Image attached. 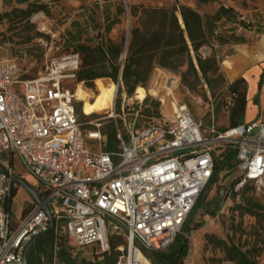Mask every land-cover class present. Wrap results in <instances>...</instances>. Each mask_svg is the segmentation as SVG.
Here are the masks:
<instances>
[{"label": "built area", "instance_id": "1", "mask_svg": "<svg viewBox=\"0 0 264 264\" xmlns=\"http://www.w3.org/2000/svg\"><path fill=\"white\" fill-rule=\"evenodd\" d=\"M78 67L79 55L70 53L50 58L43 72L24 79L15 63L0 61V153L16 155L41 188V203L14 225L4 207L12 180L0 172V264H24L26 243L48 229L43 207L54 234L48 264H66L57 258L61 232L97 260L110 253L115 239L114 264H152L147 252L166 248L181 231L213 174L212 152L220 145L236 148L239 178L233 191L247 184L264 191V115L225 131L211 126L204 138L202 121L169 92L171 114L136 125L138 112H124L127 95L118 77L120 111L114 104L108 115L84 121L76 93L62 86L76 79ZM134 98L138 105L143 101ZM106 118L115 126L112 151L104 150L100 131ZM8 163L3 166L11 173Z\"/></svg>", "mask_w": 264, "mask_h": 264}, {"label": "rangeland", "instance_id": "2", "mask_svg": "<svg viewBox=\"0 0 264 264\" xmlns=\"http://www.w3.org/2000/svg\"><path fill=\"white\" fill-rule=\"evenodd\" d=\"M2 0L0 4V59L10 60L15 63L18 74L26 75L27 78L37 76L43 72L47 61L50 58L62 57L73 53L75 40L88 44L99 42L100 38L122 41L127 45L129 29L134 25L135 18L130 16V8L138 7H172L173 5H186L201 15H209L221 6L231 9L229 17L222 18L217 23L216 38L211 42L214 51L220 58L231 52L229 46L223 41L232 39V36L248 33V31L264 26V0ZM31 4V5H30ZM28 5H30L28 7ZM41 5L43 8L37 10ZM118 5L124 7V13L118 14ZM30 11V12H29ZM109 24L110 30L105 31ZM220 38H217V37ZM234 42V41H231ZM228 43V42H227ZM230 43V42H229ZM208 47L200 50L202 55H207ZM174 74L153 68L149 79L142 88L145 96L159 102V113L166 116L171 114V102L173 99L166 94V83L173 80ZM105 85L115 82L108 77L99 78ZM96 80V79H95ZM95 80L92 86L84 83H77L73 79H65L62 86L71 92L76 93L80 85L88 95L87 101L77 99V106L81 113L79 118L84 121L93 120L99 116L108 115L114 109V104L119 96L120 88L114 96L113 106L107 109H100L95 106L98 93ZM133 94L126 98L125 103L136 101ZM127 95V94H126ZM208 99L204 88L199 86L197 90L189 92L180 87L173 91L174 100L185 103L195 119L202 121L201 132L204 138H209L208 130L211 126L215 130L229 125L228 110L222 104L231 103L232 98L229 92L223 87L222 90H215L214 94L209 90ZM219 108L216 110V107ZM89 115V116H87ZM156 120L155 116H153ZM150 119V120H152ZM108 119H102L107 121ZM149 119H146L148 121ZM206 129V131L203 130ZM13 171L25 174V169L19 163L16 155L13 156ZM8 154H0V164L9 159ZM10 160V159H9ZM11 166L9 161L8 167ZM235 167L220 172L217 183L204 194L205 203L212 200L218 203L210 204L211 213L205 214L199 209L192 218L189 226H194L203 221L204 225L199 229L184 227L182 233L187 234L189 241L188 255L183 264H234L224 260L221 248L214 244V240L233 241L246 250L252 244L263 247L258 257V263L264 264V223L263 231L260 233L256 226L254 217L240 212L238 208L243 198L254 197L264 204V191H257L248 186L238 191L230 188L237 175ZM84 174H88L84 171ZM17 196L13 199L11 212L16 217L21 214L27 196L29 195L21 186ZM39 187V185L37 186ZM21 189V190H20ZM37 189V188H36ZM233 192H235L233 194ZM61 242L67 245L74 257H83L87 260H97L96 255L89 253V248H78L72 241L67 239L61 232ZM53 251V249H52ZM44 264L46 260L42 258Z\"/></svg>", "mask_w": 264, "mask_h": 264}, {"label": "trees", "instance_id": "3", "mask_svg": "<svg viewBox=\"0 0 264 264\" xmlns=\"http://www.w3.org/2000/svg\"><path fill=\"white\" fill-rule=\"evenodd\" d=\"M26 1L22 0L20 2ZM42 8L41 5L36 7L37 10ZM124 11L122 5L117 6L116 12L118 14H122ZM177 13L182 18L183 28L179 24ZM230 13V8L221 5L213 15L206 17L204 26L202 17L190 7L184 5H173L172 7L132 6L130 8V16L134 17L135 21L134 25L129 29L126 46H124L122 41L112 40L110 38H100L99 42L95 44L81 42L78 39L75 40L73 53L79 55V67L76 71L75 81L77 83H84L90 87L95 79L108 77L116 82L118 77H120L122 88L127 94V97H129L133 94L137 86H145L153 66L156 65L177 72L180 76L181 85L190 91H195L198 88L201 84V79L213 90L214 87L222 83V78L217 74L218 69L215 60L211 57H204L200 52V47L207 43L209 32H213L212 28H210L212 27L211 24L221 18L229 17ZM109 30L110 25L107 24L105 31L108 32ZM217 38L220 37L218 36ZM193 58L196 61L198 69L193 62ZM0 61L10 60L0 59ZM208 73L214 76V78H209ZM20 77L27 78L26 75H21ZM34 77L36 75L31 78ZM226 90L232 98L231 103L222 101V104L228 110L229 125L227 127H221L219 131H225L227 128L243 122L246 103L244 80L237 79L231 84L226 85ZM120 108L121 97L118 96L115 101L116 112H119ZM218 108L219 106L216 107V110ZM135 111L138 112L136 125H146L153 122V116L155 118L159 117V102L150 99L148 95L144 97L140 105L136 101H131V103L126 102L124 112L133 116ZM77 112L78 116H80V107L77 108ZM146 119L149 120L146 121ZM100 131L106 138L104 150H115L117 148V138L113 120L108 119L106 122L103 121ZM212 154L214 170L208 184L191 209L181 231L175 235L172 242L164 249L147 252L152 264H183L184 259L188 255L189 241L187 234L184 235L182 230L184 227H187L189 232L190 227L194 230L202 227L204 225L203 221L198 222L194 226H189V224L199 209L202 208L205 214H210V204L213 202L218 203L216 200L205 203L203 199L204 194L217 183L220 172L233 167L236 169V148L233 145L224 144L216 147ZM238 178L239 173H237L230 188L238 181ZM248 186L253 187V185L247 184L241 189H245ZM12 194H14L13 188L11 191ZM238 208L240 212L254 217L256 226L260 230L259 232L262 233L264 204L250 196L243 198ZM60 234L56 241L57 258L60 263L114 264L116 259L114 247L119 243V240H110V253L104 254L101 260L91 261L83 257L79 259L74 257L67 245L61 242ZM53 244V232L38 238L27 254V264H44L42 258L46 260L45 262L49 263L52 258ZM214 244L222 249L224 260L234 264H259L258 257L263 251V247H259L257 244H252L246 250H243L233 241L214 240Z\"/></svg>", "mask_w": 264, "mask_h": 264}, {"label": "crops", "instance_id": "4", "mask_svg": "<svg viewBox=\"0 0 264 264\" xmlns=\"http://www.w3.org/2000/svg\"><path fill=\"white\" fill-rule=\"evenodd\" d=\"M186 6V5H184ZM189 7V6H187ZM225 7V6H224ZM191 8V7H190ZM227 8V7H226ZM195 12H197L195 9L191 8ZM217 11V10H216ZM215 11V12H216ZM203 19V24L205 26V20L207 16L213 15H201L199 12H197ZM179 24L183 28V21L179 13H177ZM222 19V18H221ZM217 20L211 24L213 32H209V36L207 38V43L203 44L200 47V50L203 48L208 47L210 49V52H208L207 55H203L204 57H211L215 60L216 67L218 69L217 74H219L222 78V83H220L219 86H216L213 88V90L208 86V84L201 79V84L199 86H202L204 88V91L206 95H208V99H211L209 96V90L214 93L215 90H222L223 87L226 88V85L231 84L237 79H243L244 80V86H245V110L243 115V122H248L251 120L260 119L264 115V26L262 27H256L248 33H243L240 35H235V37L232 36V39H228L227 41H223L225 43V46H229L231 52H228L220 58L218 54L214 51V45L211 42L212 39L216 38V28L217 23L221 20ZM213 33V34H210ZM238 38V40H236ZM234 41V42H231ZM228 42V43H227ZM230 42V43H229ZM193 62L195 63L196 68L197 64L195 59L193 58ZM153 68H160L162 70L172 72L174 74H177L178 76L174 75L173 80L166 83L165 89L166 94L168 95L169 92L172 93L177 88L178 84L180 87L186 89L189 92H193L188 90L186 87L182 86L180 83V76L177 72L171 71L166 68H162L159 66H153ZM152 68V69H153ZM200 76V74H199ZM209 78H214L210 73H208ZM198 86V87H199ZM197 90V89H196ZM182 103V102H180ZM185 104V103H183ZM186 105V104H185ZM187 106V105H186ZM188 108V107H187ZM192 115V114H191ZM193 117V115H192ZM194 118V117H193ZM195 119V118H194ZM198 120V119H196ZM242 122V123H243ZM0 154H8L10 156V160L7 159V161L11 163V174L15 175L19 179H21L23 182L28 184L30 187H32L38 194V196H41V188L37 187V182L26 173L20 174L15 173L13 171L12 162L14 159V154H10L5 152H1ZM6 161V160H5ZM20 163V162H19ZM3 166V165H2ZM12 180V179H11ZM21 186L23 189H25L22 185H20L17 181L12 180V188L14 189V194L10 195V197L5 201L4 207L9 212L11 221L15 225L21 221L23 216L34 206L36 203L30 193L25 189V191L29 194L26 199V204L23 207L21 214L18 216H14L11 212V205L13 199L17 196L19 187ZM37 188V189H36ZM21 190V189H20Z\"/></svg>", "mask_w": 264, "mask_h": 264}, {"label": "bare ground", "instance_id": "5", "mask_svg": "<svg viewBox=\"0 0 264 264\" xmlns=\"http://www.w3.org/2000/svg\"><path fill=\"white\" fill-rule=\"evenodd\" d=\"M95 83L98 90L94 103L95 106L99 107L100 109L111 108L113 106L116 85L114 83L105 85L101 79H96ZM90 96L91 95H88L80 85L77 86L76 97L78 99L87 101ZM135 97L139 100L144 99L145 91L141 86L136 87Z\"/></svg>", "mask_w": 264, "mask_h": 264}, {"label": "water", "instance_id": "6", "mask_svg": "<svg viewBox=\"0 0 264 264\" xmlns=\"http://www.w3.org/2000/svg\"><path fill=\"white\" fill-rule=\"evenodd\" d=\"M0 172L7 174L12 180L17 181L20 185H22L30 193V195L32 196V198L34 199V201L36 203H38V204L41 203L40 197L38 196L37 192L32 187H30L28 184L23 182L21 179H19L15 175L9 173L6 170V168L4 166H2L1 164H0ZM215 203L216 202H214L213 204H215ZM43 209L48 216V222H49L48 229L45 232H41V233H38V234L32 236L31 239L26 243V245L24 246V249H23V253H22V258H23L24 264H27V254H28L30 248L36 242V240L42 236H46V235H49L52 233L53 224H52L51 216H50L49 211L46 207H43Z\"/></svg>", "mask_w": 264, "mask_h": 264}]
</instances>
